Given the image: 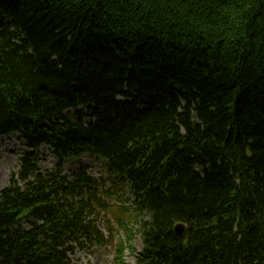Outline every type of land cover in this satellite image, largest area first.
Listing matches in <instances>:
<instances>
[{
	"label": "trees",
	"instance_id": "16d2710c",
	"mask_svg": "<svg viewBox=\"0 0 264 264\" xmlns=\"http://www.w3.org/2000/svg\"><path fill=\"white\" fill-rule=\"evenodd\" d=\"M15 134L0 264H72L109 245L111 212L141 235L138 264H264V0H0V138ZM82 155L106 177L65 175Z\"/></svg>",
	"mask_w": 264,
	"mask_h": 264
},
{
	"label": "rangeland",
	"instance_id": "374dc122",
	"mask_svg": "<svg viewBox=\"0 0 264 264\" xmlns=\"http://www.w3.org/2000/svg\"><path fill=\"white\" fill-rule=\"evenodd\" d=\"M26 151L25 143L18 134L0 138V190L6 188L12 175L19 171L20 159ZM38 163L41 169L52 171L59 163V160L50 147L44 146L39 151ZM83 167H87L89 174L97 179L106 176L103 164L86 156L75 162L67 163L64 167V172L66 175H71ZM125 198L129 199V196ZM117 216L119 215L111 212V216L100 215L97 218L99 227L109 237V245L95 248L92 252H77L76 255L71 256L72 264H119V255H117L119 239H123L127 243V249L124 252L125 264L138 263V254L143 249L141 235L139 232H135L133 238L130 239L128 230L117 227ZM135 229H139V226L135 227Z\"/></svg>",
	"mask_w": 264,
	"mask_h": 264
},
{
	"label": "water",
	"instance_id": "95a60500",
	"mask_svg": "<svg viewBox=\"0 0 264 264\" xmlns=\"http://www.w3.org/2000/svg\"><path fill=\"white\" fill-rule=\"evenodd\" d=\"M187 231V226L184 223H177L174 226V232L178 237H184Z\"/></svg>",
	"mask_w": 264,
	"mask_h": 264
}]
</instances>
